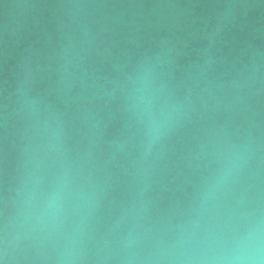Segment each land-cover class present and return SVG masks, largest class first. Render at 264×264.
<instances>
[{"label":"water","instance_id":"95a60500","mask_svg":"<svg viewBox=\"0 0 264 264\" xmlns=\"http://www.w3.org/2000/svg\"><path fill=\"white\" fill-rule=\"evenodd\" d=\"M264 244V0H0V264H226Z\"/></svg>","mask_w":264,"mask_h":264},{"label":"clouds","instance_id":"9594fccd","mask_svg":"<svg viewBox=\"0 0 264 264\" xmlns=\"http://www.w3.org/2000/svg\"><path fill=\"white\" fill-rule=\"evenodd\" d=\"M226 264H264V244L258 233L250 234Z\"/></svg>","mask_w":264,"mask_h":264}]
</instances>
